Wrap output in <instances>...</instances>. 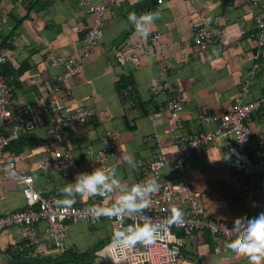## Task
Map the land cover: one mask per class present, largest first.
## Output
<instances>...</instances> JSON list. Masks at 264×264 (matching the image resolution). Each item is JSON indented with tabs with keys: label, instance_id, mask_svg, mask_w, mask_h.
<instances>
[{
	"label": "crops",
	"instance_id": "crops-1",
	"mask_svg": "<svg viewBox=\"0 0 264 264\" xmlns=\"http://www.w3.org/2000/svg\"><path fill=\"white\" fill-rule=\"evenodd\" d=\"M145 2L106 0L109 15L100 46L89 57L82 72L70 80L72 95L62 96L68 113L83 108L94 111L91 118L82 120L75 131L65 135V145L72 152L78 169L64 177L49 168L56 164L49 148L52 141L49 116L38 106L59 73L49 67L48 54L77 56L92 16L82 11L79 0H0V51L5 50L9 57L8 63L0 69L13 84L16 111L36 107L39 119V128L23 133L20 140L13 142L21 146L10 145L2 162H14L19 173L32 175L36 188L45 197L56 196L62 204L68 205L64 202L63 188L74 182L78 173L99 167L97 154L111 138L117 140V145L110 163L116 169L121 186L124 182L132 184L139 180L138 169H129L123 156L131 154L136 160H149L158 154L166 158L175 155L171 132L175 122L166 109L169 96H154L150 89L158 78L163 58L174 65L168 82L185 100L181 118L187 133L213 129V126L203 125L201 117L227 113L241 96L242 85L256 63L259 68L250 81V94L244 101H253L264 94V52L255 61L258 46L252 37L255 23L249 5L260 4V0H161L149 11H158L160 18L149 25V34L144 38L128 21V15L147 13L146 8H141ZM36 4L44 8L35 9ZM201 16L218 28L216 43L206 51L192 42V28ZM155 33L160 34V40L153 44L149 37ZM140 41L151 53L139 54L141 66L118 64V52L127 44ZM174 42L178 44L170 48ZM180 58H184V62L177 64ZM125 84L135 90L131 99L126 98ZM131 90L128 87L127 92ZM250 128L253 157L260 160L264 151V110L250 121ZM0 133L9 135L11 128H4ZM40 165L48 167L41 169ZM231 166H236V161L230 156L224 138L197 149L187 162L193 188L201 192L206 210L212 217L233 225L237 217H256L259 208L247 179L241 170L233 171ZM162 177L163 182L169 180L170 171L165 169ZM22 189L15 176L0 173L3 197L0 217L26 209ZM97 199L103 202L101 196H77L69 206H82ZM114 200L115 196L104 204ZM67 232L63 246L57 248L50 240L44 241L40 231L38 241L28 245L22 239L21 228H9L0 234V264L46 261L74 264L66 255L69 252L78 255L76 264H107L100 256L113 236L107 220L94 227L85 221L69 224ZM229 243L215 242L209 232L196 233L183 248L184 261L177 264H250L247 256L233 253L228 248ZM216 248L220 252H216Z\"/></svg>",
	"mask_w": 264,
	"mask_h": 264
},
{
	"label": "built area",
	"instance_id": "built-area-1",
	"mask_svg": "<svg viewBox=\"0 0 264 264\" xmlns=\"http://www.w3.org/2000/svg\"><path fill=\"white\" fill-rule=\"evenodd\" d=\"M260 1V4L257 2L249 4L255 23L252 37L255 38L258 46L255 61L262 57L264 52V0ZM79 6L83 12L92 16L82 47L78 55L73 57L48 54L49 67L59 70V73L54 78L52 89L40 99L38 106L43 107L49 116V132L52 137L49 148L56 160V164L49 168L57 170L64 177H68L72 171L78 169L72 152L65 145V135L75 131L82 120L91 118L94 111L83 108L68 113L62 103V96L69 98L72 95L70 80L82 72L89 57L100 46L109 15L106 0H79ZM217 38V26L201 16L199 22L192 28L193 44L200 50L206 51L216 43ZM159 40V33L149 37V41L153 44L158 43ZM177 44V42L172 43L170 48ZM143 52L146 55L151 54L145 49L143 41L127 44L124 50L118 52L117 63L139 68L141 66L139 54ZM8 61L6 51L1 50L0 66L7 64ZM182 62L184 58L176 60L177 64ZM173 68L174 65L170 60L161 59L158 78L150 89L154 96H169L166 109L175 122L171 132L176 153L171 158L158 154L149 160H137L138 182L155 178L160 185L159 191L151 198L150 207L143 213L144 218H150L160 225V238L154 245L148 247L137 245L131 249H115L110 242L100 252V256L107 264H177L184 261L183 248L188 240L194 239L196 233L209 232L215 242H232L235 238L230 231L233 225L209 214L204 206L201 192L193 188L190 171L187 169V162L197 149L222 138L227 140L229 154L236 161V166H231V169L241 170L252 190L259 213L264 212V151L260 160L253 157L249 126L252 115L264 108V94L253 101H244V97L250 94V81L259 68L258 63L248 73L241 88V96L235 99L227 113L222 116L201 117L203 125L213 126V129L207 132H185L181 118L185 100L175 93L168 82ZM14 107L13 89L8 78L0 71V130L11 128L9 135L0 133V173L16 177L23 186L22 193L26 201L25 210L7 213L0 217V234L9 228L19 227L22 230L23 241L30 245L33 241H38L40 231L44 241L50 240L57 248H61L68 236L69 224L85 221L94 227L102 220H107L114 232L115 227H118L115 219H108L103 215L97 216L92 212L95 207H110L112 203L104 204L108 198L102 197L103 202L97 199L82 206L64 205L56 196L45 197L43 192L36 188L33 176L19 173L14 162H2L7 148L13 142L20 140L23 133H32L39 128L38 108L22 107L16 111ZM116 145L117 140L112 138L104 142V148L97 154L99 167L109 168V171L113 169L110 161L115 156ZM47 167L39 166L41 169ZM165 169L170 171L171 177L163 182ZM116 191L118 192L119 189ZM2 198L0 192V200ZM173 207L180 208L184 213L177 223H172L169 219ZM133 223V219L124 221L125 226ZM19 251H23V247L19 248ZM215 251L220 252L219 248Z\"/></svg>",
	"mask_w": 264,
	"mask_h": 264
},
{
	"label": "clouds",
	"instance_id": "clouds-1",
	"mask_svg": "<svg viewBox=\"0 0 264 264\" xmlns=\"http://www.w3.org/2000/svg\"><path fill=\"white\" fill-rule=\"evenodd\" d=\"M160 18V13L147 12L137 15L131 12L128 21L135 27V31L146 38L149 34V25ZM119 159V158H117ZM122 159L129 169L135 170L139 162L131 154ZM118 168V165L116 166ZM160 185L155 178L129 184L116 178V169L96 167L91 172L78 173L74 182L67 183L62 190L64 202L74 203L77 196L89 198L101 196L111 198L115 196L110 207H95L92 212L108 219H115L116 226L111 244L115 249H131L137 245L148 247L154 245L160 238L161 227L150 218H144L143 213L151 205V198L159 191ZM119 189L117 192L116 190ZM184 213L178 207L171 209L170 221L179 222ZM125 219H133L134 223L125 226ZM235 237L228 248L239 256H247L250 264H261L264 261V212L253 218H235L230 230Z\"/></svg>",
	"mask_w": 264,
	"mask_h": 264
},
{
	"label": "trees",
	"instance_id": "trees-1",
	"mask_svg": "<svg viewBox=\"0 0 264 264\" xmlns=\"http://www.w3.org/2000/svg\"><path fill=\"white\" fill-rule=\"evenodd\" d=\"M161 0H146V2L145 3H143L142 4V9H147L148 10V12L150 11V10H153V9H155L156 8V6L158 5V3L160 2ZM34 8L35 9H42V8H44V6L43 7H38V5L36 4V5H34ZM0 68H1V66H0ZM1 70V69H0ZM2 71V70H1ZM4 76H5V73L2 71L1 72ZM10 86L13 88V84H11L10 83ZM128 87L131 89L132 88V90L131 91H129V92H127L128 91ZM125 88V90H126V98H129V99H131L132 97H133V95L135 94V90H134V88H133V86H130V85H128V84H125L124 85V87H123V89ZM262 110H264V108H262V109H260L259 111H257L256 113H254L253 115H252V117H251V121L262 111ZM249 126H250V123H249ZM20 144V146H21V143H13V144H11V146H17V145H19ZM8 149V148H7ZM110 243V242H109ZM108 243V244H109ZM107 244V245H108ZM28 250V249H27ZM26 250V251H27ZM67 256H68V258L71 260V262H73L74 264H76L77 263V261H78V255H76L75 253L73 254L72 252H69L68 254H66ZM25 264H36V263H25ZM38 264H62V262L61 263H57V262H49V263H47V261L46 262H44V263H38Z\"/></svg>",
	"mask_w": 264,
	"mask_h": 264
},
{
	"label": "rangeland",
	"instance_id": "rangeland-1",
	"mask_svg": "<svg viewBox=\"0 0 264 264\" xmlns=\"http://www.w3.org/2000/svg\"><path fill=\"white\" fill-rule=\"evenodd\" d=\"M112 239V238H111ZM105 262V261H104ZM106 263V262H105Z\"/></svg>",
	"mask_w": 264,
	"mask_h": 264
}]
</instances>
